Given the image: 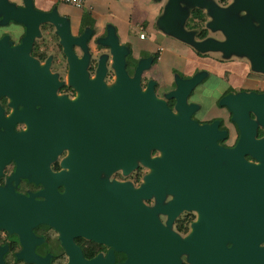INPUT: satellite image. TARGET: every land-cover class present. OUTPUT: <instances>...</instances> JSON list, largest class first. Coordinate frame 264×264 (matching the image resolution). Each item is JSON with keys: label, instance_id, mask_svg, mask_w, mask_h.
I'll return each instance as SVG.
<instances>
[{"label": "water", "instance_id": "obj_1", "mask_svg": "<svg viewBox=\"0 0 264 264\" xmlns=\"http://www.w3.org/2000/svg\"><path fill=\"white\" fill-rule=\"evenodd\" d=\"M10 6L8 0H0V14L17 18L29 13L24 9L12 11ZM32 15L38 22L51 17L61 22V26L55 24L70 64L69 80L81 95L71 105L70 116L61 109L52 117L42 114L29 121V130L18 139L22 145L34 147L43 162L69 144L71 173L48 176L41 193L43 200L0 190V227L19 232L22 240H36L30 237V226L52 225L68 252V264H113L111 250L105 259H84L71 241L72 235L79 234L127 251L126 264H179L183 251L190 254L194 264H264V248L257 247L264 241V140L255 141L253 134L246 132L234 149H219L215 144L219 136L216 123L199 126L188 117L191 107L186 106L185 95L197 83V76L176 79L177 88L170 95L177 98L178 116L155 97L151 84L141 92L140 75L151 59L140 60L133 77H129L125 70L127 48L119 44L112 27L100 41L110 48L118 83L108 90L103 82L107 55L99 56L96 76L88 78L86 40L90 30L73 37L68 20L55 11ZM164 16L157 24L177 37L183 24H169ZM208 43L211 49L225 47V43ZM73 45L83 48L80 57ZM231 108L233 119L240 121L236 108ZM205 145L215 154L213 157L201 151ZM150 147L163 149V160L149 158ZM245 151L261 164L244 161L241 153ZM140 157L155 172L137 191L128 183L110 184L99 179L100 169L122 167L127 172ZM223 159L227 165L221 164ZM169 182L171 191L181 195L162 210L170 217L182 207L199 212L193 233L184 241L166 230L135 196L148 195L152 189L161 194L163 185ZM63 183L67 190L60 194L56 185ZM226 242L232 246L227 248ZM37 263L43 264L40 260Z\"/></svg>", "mask_w": 264, "mask_h": 264}, {"label": "flooded vegetation", "instance_id": "obj_2", "mask_svg": "<svg viewBox=\"0 0 264 264\" xmlns=\"http://www.w3.org/2000/svg\"><path fill=\"white\" fill-rule=\"evenodd\" d=\"M159 1V17L165 15L167 23L172 25L183 24L177 38L186 45L189 44L187 40L191 42L192 59L182 61V69L173 68L167 81L161 68H151L159 60L162 48L145 51V56L141 57H135L133 50L127 49V75L133 77L138 62L150 58L149 67L140 75V90L146 91L151 84L155 97L165 102L176 116L179 115L177 98L170 95L177 88L176 79L197 76V83L185 95V104L191 107L188 117L199 126L216 123L219 136L215 144L219 149H234L246 132L252 133L255 141H263L264 0ZM8 2L12 11L24 9L29 13L17 18L0 14V190L43 200L41 193L46 188L44 180L48 176L60 173L69 176L71 173L67 161L71 154L70 145H63L52 159L43 162L38 160V151L22 145L18 136L29 130L30 120L39 119L42 114L52 117L61 109L64 115L70 116L71 105L77 103L81 92L69 80L70 64L55 24L61 26V22L54 17L38 22L36 15L32 14L55 11L60 17H67L59 12L57 5L38 8L33 0ZM68 22L72 36H80L84 27L74 32L70 20ZM105 38L106 34L95 32L87 38L90 60L86 71L88 78L94 79L99 56L107 55L103 82L111 90L118 83L115 69L111 67L110 48L100 43ZM211 41L225 43L224 49H211L208 43ZM72 49L79 57L83 54L81 46L73 45ZM194 59L198 62L195 66L192 64ZM188 66L192 69L187 70ZM231 106L236 108L240 121L233 119ZM201 151L208 152L210 157L215 155L209 153L207 145ZM148 157L163 160L164 150L150 147ZM241 157L250 164H261L249 151L242 152ZM221 164L227 165L228 162L223 159ZM154 172L155 168L140 157L134 159V165L127 172L122 167L110 171L100 169L99 179L110 184L128 183L137 191ZM170 184L163 185L161 194L152 189L148 195L136 193L135 196L166 230L184 241L193 233L200 216L193 207H182L172 217L162 210L181 195V192L171 191ZM66 190L64 183L56 185L58 193ZM29 234L36 240H22L19 232L0 227V264H38L37 260L43 264H68V252L52 225L39 223L30 226ZM71 241L86 260L97 256L105 259L111 250L113 264L129 261L127 251L116 250L113 245L84 234L72 235ZM225 246L230 248L232 243L226 242ZM257 247L264 248V241ZM179 264L194 263L190 254L183 251L179 254Z\"/></svg>", "mask_w": 264, "mask_h": 264}, {"label": "crops", "instance_id": "obj_3", "mask_svg": "<svg viewBox=\"0 0 264 264\" xmlns=\"http://www.w3.org/2000/svg\"><path fill=\"white\" fill-rule=\"evenodd\" d=\"M33 2L38 8L57 5L59 12L70 20L74 32L84 27L82 33L90 30L91 33L107 34V28L112 27L119 43L132 49L135 57L145 56V51L162 48L159 60L151 68H161L167 81L173 68L182 69V61L192 59L189 44H184L157 24L161 7L159 0H85L83 8L57 0ZM80 23L84 25L80 26ZM192 64H198L197 60L194 59ZM191 69L188 66L187 70Z\"/></svg>", "mask_w": 264, "mask_h": 264}, {"label": "built area", "instance_id": "obj_4", "mask_svg": "<svg viewBox=\"0 0 264 264\" xmlns=\"http://www.w3.org/2000/svg\"><path fill=\"white\" fill-rule=\"evenodd\" d=\"M61 3L69 4L77 8H83L85 6V0H58ZM143 34L140 35L142 37Z\"/></svg>", "mask_w": 264, "mask_h": 264}]
</instances>
